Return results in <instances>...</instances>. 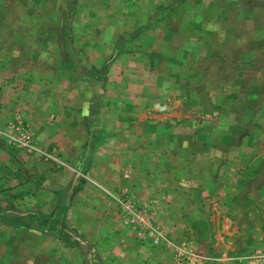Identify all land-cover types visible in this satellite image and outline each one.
Masks as SVG:
<instances>
[{"label":"rangeland","instance_id":"rangeland-1","mask_svg":"<svg viewBox=\"0 0 264 264\" xmlns=\"http://www.w3.org/2000/svg\"><path fill=\"white\" fill-rule=\"evenodd\" d=\"M139 263L264 264V0H0V264Z\"/></svg>","mask_w":264,"mask_h":264},{"label":"crops","instance_id":"crops-1","mask_svg":"<svg viewBox=\"0 0 264 264\" xmlns=\"http://www.w3.org/2000/svg\"><path fill=\"white\" fill-rule=\"evenodd\" d=\"M31 59H34V60H35L36 58H33V57H31ZM143 260H146V257H144V259H143ZM139 264H140V263H139Z\"/></svg>","mask_w":264,"mask_h":264}]
</instances>
